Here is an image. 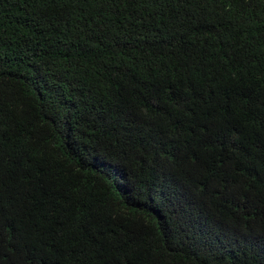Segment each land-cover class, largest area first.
<instances>
[{"label":"trees","instance_id":"16d2710c","mask_svg":"<svg viewBox=\"0 0 264 264\" xmlns=\"http://www.w3.org/2000/svg\"><path fill=\"white\" fill-rule=\"evenodd\" d=\"M0 264H264V0H0Z\"/></svg>","mask_w":264,"mask_h":264}]
</instances>
